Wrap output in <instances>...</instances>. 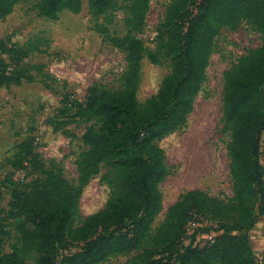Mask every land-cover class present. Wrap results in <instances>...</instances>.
Wrapping results in <instances>:
<instances>
[{
  "label": "rangeland",
  "instance_id": "1",
  "mask_svg": "<svg viewBox=\"0 0 264 264\" xmlns=\"http://www.w3.org/2000/svg\"><path fill=\"white\" fill-rule=\"evenodd\" d=\"M173 1L144 0L139 8L136 0H113L111 8L101 14L84 1L78 13L63 10L50 19L39 15L36 5L40 0H20L0 20V55L10 63L12 72L17 70L24 76L17 86L0 88L3 253L18 249L27 264L36 261L34 248L26 251L21 241V229L26 227L23 216L13 215L18 198L63 181L76 203L74 226L104 209L114 184L107 177V167L99 165L86 184L78 182V162L88 149L83 134L100 125L98 117L83 110L87 89H123L128 65L121 42L132 38L142 46L135 89L138 106L145 107L157 96L171 71L170 56L163 48L166 36L161 30ZM260 45V33L248 21L235 29L217 27L205 79L184 124L156 140L167 175L159 184L162 208L151 225V236L168 240L161 230L167 225L169 208L189 191H203L227 204L234 198L228 154L231 136L222 120L225 77L239 58ZM257 160L264 187V130ZM229 236H247L250 251L244 256L264 264V203L259 196L246 194L243 207L226 218L194 213L175 248L191 242L202 247L211 238L224 240ZM154 242L150 240L148 245L153 247ZM139 252L117 254L98 264H130Z\"/></svg>",
  "mask_w": 264,
  "mask_h": 264
},
{
  "label": "trees",
  "instance_id": "2",
  "mask_svg": "<svg viewBox=\"0 0 264 264\" xmlns=\"http://www.w3.org/2000/svg\"><path fill=\"white\" fill-rule=\"evenodd\" d=\"M20 0H0V20ZM86 1L95 13L111 8L113 0H40L39 15L56 19L59 12L78 13ZM174 0L167 9L161 32L163 48L171 59V71L157 96L140 108L135 89L141 59V42L125 38L127 72L120 91L87 89L83 110L98 117L97 129L83 134L87 151L78 162V182L86 184L98 166L107 167L114 182L103 210L74 226V196L56 182L46 190L17 199L14 216H23L21 229L25 250L36 253L34 264H98L111 256L141 250L130 264H255L244 256L250 251L247 236L210 239L199 247L175 248L194 213H209L219 219L240 210L245 195L261 198L264 187L257 160L264 130V0ZM139 8L144 0H136ZM194 5V6H193ZM250 22L260 33L261 45L249 49L227 72L224 83L222 120L230 132V173L235 193L230 204L193 190L169 208L165 239L150 235L151 225L162 208L159 184L167 175L163 152L156 140L184 124L194 97L205 79V64L211 53L217 27L235 29ZM162 37H165V36ZM16 69V68H15ZM24 78L0 55V88L20 84ZM28 82L31 78H26ZM254 185V187H251ZM157 242L153 247L149 241ZM154 242V243H155ZM78 247L77 250L71 248ZM62 250L66 254L59 255ZM0 264H27L22 250L3 253Z\"/></svg>",
  "mask_w": 264,
  "mask_h": 264
},
{
  "label": "crops",
  "instance_id": "3",
  "mask_svg": "<svg viewBox=\"0 0 264 264\" xmlns=\"http://www.w3.org/2000/svg\"><path fill=\"white\" fill-rule=\"evenodd\" d=\"M12 86H17V85H12ZM11 87V86H10Z\"/></svg>",
  "mask_w": 264,
  "mask_h": 264
}]
</instances>
